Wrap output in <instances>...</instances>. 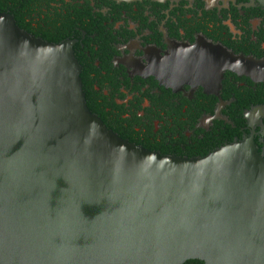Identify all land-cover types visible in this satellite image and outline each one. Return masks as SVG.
Here are the masks:
<instances>
[{
    "label": "water",
    "instance_id": "95a60500",
    "mask_svg": "<svg viewBox=\"0 0 264 264\" xmlns=\"http://www.w3.org/2000/svg\"><path fill=\"white\" fill-rule=\"evenodd\" d=\"M200 57L181 70L205 89L225 69L264 81V60L222 45ZM78 74L70 41L0 10V264H264L250 138L202 157L146 150L88 110Z\"/></svg>",
    "mask_w": 264,
    "mask_h": 264
},
{
    "label": "flooded vegetation",
    "instance_id": "af4514ba",
    "mask_svg": "<svg viewBox=\"0 0 264 264\" xmlns=\"http://www.w3.org/2000/svg\"><path fill=\"white\" fill-rule=\"evenodd\" d=\"M0 10L34 37L70 41L88 110L119 138L186 158L250 138L264 157V81L225 69L205 89L203 73L181 70L220 45L264 60V4L0 0Z\"/></svg>",
    "mask_w": 264,
    "mask_h": 264
},
{
    "label": "trees",
    "instance_id": "16d2710c",
    "mask_svg": "<svg viewBox=\"0 0 264 264\" xmlns=\"http://www.w3.org/2000/svg\"><path fill=\"white\" fill-rule=\"evenodd\" d=\"M45 41H48V40H45ZM55 41H57V40H53V41H49V42L53 43ZM182 264H203V262L200 260H197V259H187Z\"/></svg>",
    "mask_w": 264,
    "mask_h": 264
}]
</instances>
